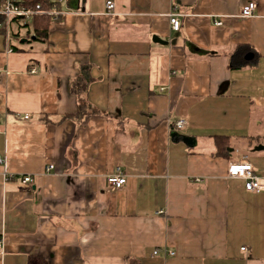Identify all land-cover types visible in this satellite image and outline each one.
<instances>
[{
	"label": "crops",
	"instance_id": "obj_1",
	"mask_svg": "<svg viewBox=\"0 0 264 264\" xmlns=\"http://www.w3.org/2000/svg\"><path fill=\"white\" fill-rule=\"evenodd\" d=\"M59 10L0 31V264H264V190L228 176L247 160L264 187V0Z\"/></svg>",
	"mask_w": 264,
	"mask_h": 264
},
{
	"label": "built area",
	"instance_id": "obj_2",
	"mask_svg": "<svg viewBox=\"0 0 264 264\" xmlns=\"http://www.w3.org/2000/svg\"><path fill=\"white\" fill-rule=\"evenodd\" d=\"M58 3H63L64 0H57ZM107 8L109 11H113L115 5L113 2H107ZM258 10V5L254 2L246 4L240 13L241 18H252ZM62 15V12L58 9L45 10L41 5H26L22 4L21 0H2L0 5V31L9 30L13 25V21L17 20L22 24H29L35 17L49 16L58 18ZM170 23L172 30L178 32L180 30V21L178 14H172L170 17ZM217 26H222L223 23L218 21L215 23ZM6 72L0 69V73ZM37 69L33 68L31 73H37ZM29 117H24V120H28ZM186 126V121L180 119L172 126V132L177 133L179 130ZM54 165H49L46 171H55ZM228 176L233 179H243L246 181V190L248 192H262L264 190L263 184L260 179L255 175L252 164L247 160H241L239 162L231 163L228 167ZM109 186L112 190L122 189L126 183V177L118 170L114 175H111L107 179ZM197 182H202L201 179H197ZM25 183H31L32 178L27 177L24 179ZM4 244L3 240L0 239V255L3 253ZM156 251L154 254H157ZM173 255V253H172Z\"/></svg>",
	"mask_w": 264,
	"mask_h": 264
},
{
	"label": "trees",
	"instance_id": "obj_3",
	"mask_svg": "<svg viewBox=\"0 0 264 264\" xmlns=\"http://www.w3.org/2000/svg\"><path fill=\"white\" fill-rule=\"evenodd\" d=\"M2 0H0V5ZM22 4L26 5H41L45 10H52L60 8L62 3H51L46 0H21ZM56 18L49 16H39L35 17L31 23L22 24L21 22L14 20L13 25H18L20 29L31 28L33 30V34L36 35V39H39L41 36L47 35L48 29L52 23H54ZM31 35V34H30ZM217 152L220 156H225L227 153L228 147L231 144V139L228 137H215ZM29 264H47L46 262H42L39 259L30 260Z\"/></svg>",
	"mask_w": 264,
	"mask_h": 264
},
{
	"label": "water",
	"instance_id": "obj_4",
	"mask_svg": "<svg viewBox=\"0 0 264 264\" xmlns=\"http://www.w3.org/2000/svg\"><path fill=\"white\" fill-rule=\"evenodd\" d=\"M154 42L155 43H159V44H163V45H166L167 42L166 41H162L161 39H159L158 37H154ZM255 152H261V151H264V146L263 145H260L258 147H256L254 149Z\"/></svg>",
	"mask_w": 264,
	"mask_h": 264
},
{
	"label": "rangeland",
	"instance_id": "obj_5",
	"mask_svg": "<svg viewBox=\"0 0 264 264\" xmlns=\"http://www.w3.org/2000/svg\"><path fill=\"white\" fill-rule=\"evenodd\" d=\"M14 29H15V31H16V30H17V31L20 30V32H21L22 35H24L25 32H26V30H27V29H18L16 26H14ZM244 152H245L247 155H250V151H249V149H245Z\"/></svg>",
	"mask_w": 264,
	"mask_h": 264
}]
</instances>
